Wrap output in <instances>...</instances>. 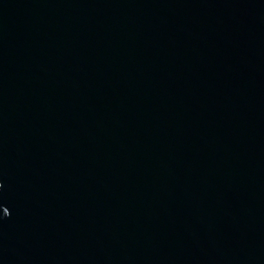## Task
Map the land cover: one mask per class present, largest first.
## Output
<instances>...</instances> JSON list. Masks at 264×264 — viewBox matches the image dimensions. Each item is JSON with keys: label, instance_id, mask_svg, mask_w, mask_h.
Instances as JSON below:
<instances>
[{"label": "water", "instance_id": "1", "mask_svg": "<svg viewBox=\"0 0 264 264\" xmlns=\"http://www.w3.org/2000/svg\"><path fill=\"white\" fill-rule=\"evenodd\" d=\"M0 264H264V0H0Z\"/></svg>", "mask_w": 264, "mask_h": 264}]
</instances>
